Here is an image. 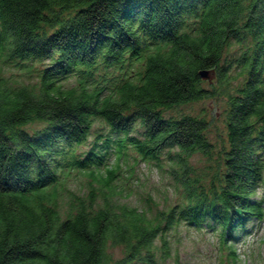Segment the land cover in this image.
<instances>
[{"label": "trees", "instance_id": "1", "mask_svg": "<svg viewBox=\"0 0 264 264\" xmlns=\"http://www.w3.org/2000/svg\"><path fill=\"white\" fill-rule=\"evenodd\" d=\"M203 70L216 75L208 89ZM220 96L218 151L209 122L165 115ZM131 153L165 159L182 202L152 218L120 203ZM262 184L264 0H0V264H162L179 224L230 248L264 221Z\"/></svg>", "mask_w": 264, "mask_h": 264}, {"label": "rangeland", "instance_id": "2", "mask_svg": "<svg viewBox=\"0 0 264 264\" xmlns=\"http://www.w3.org/2000/svg\"><path fill=\"white\" fill-rule=\"evenodd\" d=\"M234 52L230 51L229 56ZM5 77H10L11 81L22 83H36V79L24 72H16L12 69L4 71ZM212 74L211 82L216 83V75ZM241 79L232 82V87L237 85ZM203 87L208 89L209 83L203 81ZM73 79H70L67 84L72 85ZM230 87H228V92ZM226 99L219 97L216 100L206 99L203 101L190 103L179 107L175 110L168 111L165 115L179 117L189 115L196 118H202L209 122L208 138L218 151L221 145L226 140V129L224 122V113ZM96 124L95 127H99ZM41 128L40 124H32L26 127L28 131ZM140 130V129H139ZM92 138L89 139L91 141ZM166 154L163 153V156ZM216 158V155H214ZM127 163L123 164L122 170L127 172L122 173L121 178L118 177L116 185H119L118 190L122 191L120 203L127 204L130 207H137L148 210L151 207V212L148 216L152 218L156 213L166 211L167 209L182 202V197L177 192V188L168 173L169 163L164 159L161 163L162 168H157L155 163L146 164L136 159L138 157L131 155L127 158ZM189 164L194 167L198 174L207 173L206 169L212 162H209L203 156L194 155ZM129 172V173H128ZM131 172V176H130ZM84 179L68 183L70 190L79 191ZM84 190V189H83ZM82 190V191H83ZM117 190V191H118ZM85 191V190H84ZM81 194V193H80ZM264 197V185H260L254 196L255 200H260ZM170 249V257L162 264H264V221L257 223L251 221L245 227V233H241L232 242L230 248L221 246V241L217 232L210 229H197L179 224L164 234ZM157 247H160V242L157 239L155 242ZM234 252V260L231 252ZM113 260L122 257V247H110L108 251ZM159 257V254H157Z\"/></svg>", "mask_w": 264, "mask_h": 264}, {"label": "water", "instance_id": "3", "mask_svg": "<svg viewBox=\"0 0 264 264\" xmlns=\"http://www.w3.org/2000/svg\"><path fill=\"white\" fill-rule=\"evenodd\" d=\"M199 76H200V79H202L203 81L207 80L209 83L211 82L212 74L209 71H205V70L200 71Z\"/></svg>", "mask_w": 264, "mask_h": 264}]
</instances>
